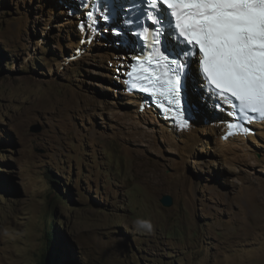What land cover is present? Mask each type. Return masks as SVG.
Returning <instances> with one entry per match:
<instances>
[{
    "label": "rangeland",
    "instance_id": "1",
    "mask_svg": "<svg viewBox=\"0 0 264 264\" xmlns=\"http://www.w3.org/2000/svg\"><path fill=\"white\" fill-rule=\"evenodd\" d=\"M75 19L57 0H0V264H48L52 226L60 264H264V141L227 158L212 125L171 145L130 121L124 52L67 60L86 47Z\"/></svg>",
    "mask_w": 264,
    "mask_h": 264
},
{
    "label": "snow or ice",
    "instance_id": "2",
    "mask_svg": "<svg viewBox=\"0 0 264 264\" xmlns=\"http://www.w3.org/2000/svg\"><path fill=\"white\" fill-rule=\"evenodd\" d=\"M142 6L159 27L136 25L150 51L135 57L132 88L163 98L160 106L167 104L165 111L187 128L182 89L195 76L218 107H230L229 116L264 122V0H142ZM228 128L251 132L231 121Z\"/></svg>",
    "mask_w": 264,
    "mask_h": 264
},
{
    "label": "bare ground",
    "instance_id": "3",
    "mask_svg": "<svg viewBox=\"0 0 264 264\" xmlns=\"http://www.w3.org/2000/svg\"><path fill=\"white\" fill-rule=\"evenodd\" d=\"M74 23H75L74 21L70 23L71 27L75 26ZM79 33L81 35V38H83L84 32H79ZM127 36L130 37L129 34H127ZM96 39H97V37L95 36L94 40H96ZM131 39L133 40V38H131ZM81 42H83V40ZM83 47L84 46H82V48ZM84 49H86V47H84ZM119 58L120 59L114 63V65L116 67V72L119 75H124L127 72L126 68L130 67L132 64L131 61L133 59V55H128L127 53L124 52L122 55H120ZM194 78H195V80H193V78H191V80H193V85L196 88V91H198L201 87L198 86L197 78L195 76H194ZM117 80L121 83V77L120 76L117 77ZM191 80H190V82H191ZM126 99H130V98H126ZM125 101L128 102V105L126 104ZM123 102H124V104H126V107L128 108L127 112H125L124 115L130 121L132 120L133 122H136L139 124L142 121L146 122L147 120L150 119V121L152 123H154V124L158 123L157 121L153 120L146 112H141L139 108H134V105L139 104L136 100L130 99V101H129V100H125V98H124ZM203 109H206L207 113L209 112V110L206 107H204ZM193 114L196 115V113L194 111H193ZM153 117H155V116H153ZM193 123L194 122H191L192 126H194ZM211 125L212 126L210 128V133L212 135H218V131L220 128H222L221 127L222 125H220V124H211ZM161 128H162V130L160 131L159 134H161V136L165 140H167L171 145L172 144L173 145H179V143H184L185 145H197L200 141L199 138L193 136V132L191 131V128L188 131H186V132L183 131L181 133H174L173 131H171L170 129H168L167 127H165L163 125H161ZM255 128H256L255 130L253 129L254 130V132H253L254 136H249V137H247V139H245V138H229L226 141H222L220 139V134L222 132V129H220L221 132L219 133V139L217 140V146H218V149L221 151L222 155L227 157V158L228 157L230 158L231 155L234 154L236 151L240 150V151H243V153H244L247 150L248 145L251 146L253 143L254 144L261 143V140L264 141V123L263 124H256ZM263 141H262V143H263ZM191 150H193V146H192Z\"/></svg>",
    "mask_w": 264,
    "mask_h": 264
},
{
    "label": "trees",
    "instance_id": "4",
    "mask_svg": "<svg viewBox=\"0 0 264 264\" xmlns=\"http://www.w3.org/2000/svg\"><path fill=\"white\" fill-rule=\"evenodd\" d=\"M46 247L48 250V264H60V255H59V244L56 237L55 227L52 226L50 230L46 231Z\"/></svg>",
    "mask_w": 264,
    "mask_h": 264
},
{
    "label": "water",
    "instance_id": "5",
    "mask_svg": "<svg viewBox=\"0 0 264 264\" xmlns=\"http://www.w3.org/2000/svg\"><path fill=\"white\" fill-rule=\"evenodd\" d=\"M161 202L162 204L165 206V207H171L173 206L174 204V200L171 196H164L162 199H161Z\"/></svg>",
    "mask_w": 264,
    "mask_h": 264
},
{
    "label": "clouds",
    "instance_id": "6",
    "mask_svg": "<svg viewBox=\"0 0 264 264\" xmlns=\"http://www.w3.org/2000/svg\"><path fill=\"white\" fill-rule=\"evenodd\" d=\"M139 223H140V225H141L142 227H146V228H148V229L151 228V224L148 223L147 221H140Z\"/></svg>",
    "mask_w": 264,
    "mask_h": 264
}]
</instances>
